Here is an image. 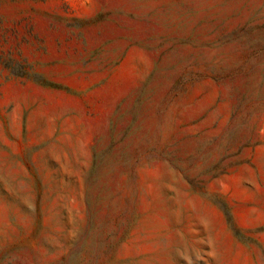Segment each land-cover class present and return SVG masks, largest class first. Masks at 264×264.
Listing matches in <instances>:
<instances>
[{"label":"rangeland","instance_id":"obj_1","mask_svg":"<svg viewBox=\"0 0 264 264\" xmlns=\"http://www.w3.org/2000/svg\"><path fill=\"white\" fill-rule=\"evenodd\" d=\"M0 264H264V0H0Z\"/></svg>","mask_w":264,"mask_h":264}]
</instances>
